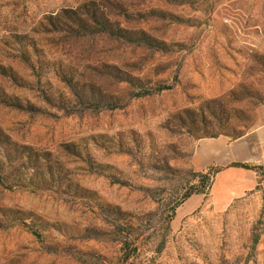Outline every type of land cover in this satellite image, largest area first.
Wrapping results in <instances>:
<instances>
[{
	"label": "rangeland",
	"instance_id": "374dc122",
	"mask_svg": "<svg viewBox=\"0 0 264 264\" xmlns=\"http://www.w3.org/2000/svg\"><path fill=\"white\" fill-rule=\"evenodd\" d=\"M261 105L264 0H0V264H264V184L171 219Z\"/></svg>",
	"mask_w": 264,
	"mask_h": 264
},
{
	"label": "crops",
	"instance_id": "0c3cea01",
	"mask_svg": "<svg viewBox=\"0 0 264 264\" xmlns=\"http://www.w3.org/2000/svg\"><path fill=\"white\" fill-rule=\"evenodd\" d=\"M232 163L264 166V105L257 108L254 126L244 136L203 138L192 156V166L198 171L212 165L223 168L213 185L214 193L221 198L242 197L264 184L260 173L232 167Z\"/></svg>",
	"mask_w": 264,
	"mask_h": 264
},
{
	"label": "trees",
	"instance_id": "16d2710c",
	"mask_svg": "<svg viewBox=\"0 0 264 264\" xmlns=\"http://www.w3.org/2000/svg\"><path fill=\"white\" fill-rule=\"evenodd\" d=\"M167 89H169V87H166V88L158 87L156 89V92H162V91L167 90ZM198 121L201 123H204L203 114H202V116H200ZM254 123H255V120H254ZM247 132H248V130L247 131L244 130V131H240V132L233 131V133H215V134L204 135L202 138H217L221 135H225V136H228L232 139H238V138H241L242 136H244ZM230 166L243 168L246 170L256 171V172L260 173L262 175V177L264 178V166H257V165H252L249 163H232ZM222 169L223 168H221V167L212 165V166H209L208 168H206L205 170H202L200 172H193L192 176H191L190 183H189V187L186 189L185 195L182 197V200L180 202H178L172 208L171 219L173 218V216H175L177 207L183 201L191 198L193 195H204V194H206L213 187L215 179H216L218 173H220L222 171Z\"/></svg>",
	"mask_w": 264,
	"mask_h": 264
}]
</instances>
